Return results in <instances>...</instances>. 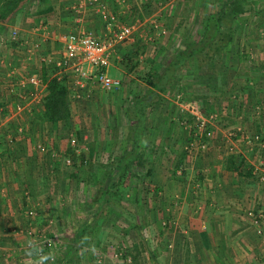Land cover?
I'll return each mask as SVG.
<instances>
[{
    "label": "rangeland",
    "instance_id": "374dc122",
    "mask_svg": "<svg viewBox=\"0 0 264 264\" xmlns=\"http://www.w3.org/2000/svg\"><path fill=\"white\" fill-rule=\"evenodd\" d=\"M223 1L138 0V4L131 0L124 3L119 1L120 10L128 12V16L119 21L136 23L140 46L147 48L149 56L153 54L151 56L155 59L152 60L164 66L176 51L184 48L185 41L199 39L205 19L216 12ZM247 2L250 9L235 19L233 43L228 51L215 56L217 60L213 57L217 64L211 67L212 70L206 67L207 62L199 63L197 59H189L176 70L175 79L169 81L165 91L158 93L149 86L150 93H157L152 95L153 100L144 108V121L147 119L148 123L154 125L151 132H144L149 146L142 150L143 157L151 159L150 163L131 165L129 172L110 178L107 173L110 171L111 174L115 166L114 161H109L112 158L110 156L130 146L128 136L123 138L120 148L105 151L102 158L106 162H102L101 166L97 159L88 155L90 149H84L86 153L81 149L79 137L71 132L74 130L70 129V119L58 122L60 126L51 127L48 126L50 121L37 114L38 122L47 131L45 142H49L51 136L54 142L50 155L53 160H56L54 156L58 154L63 159L60 162L62 165L56 162L53 164L59 171L54 175L53 168L49 180L57 188V193L48 195L47 201L46 195L38 196L35 200L52 204L50 209L35 214L37 221L30 220L18 227H0V264H41L40 258L44 255L50 258L43 261V264H176L174 252L177 238L181 240L186 236L193 237L196 232H210L211 228L214 232L219 229L220 235L224 234L225 227L205 225L209 219L200 215V211H203L201 206H210L214 201L200 193L202 183L196 178L201 172L198 171L200 166L195 167L191 163L192 155L198 157L202 151L187 152L185 149L193 134L199 132L187 104L195 103L202 115L209 120L210 131L213 128L223 130L230 124L245 123L248 119L244 113L250 114L252 130L244 129L239 137L247 146V158L241 169L264 176V0ZM139 33L143 34L140 36ZM226 55V59H229L227 66L220 59ZM130 64L127 62L124 69L129 68ZM44 65H47L45 68L49 78L53 75L55 66L53 63ZM201 65L204 67L200 68ZM131 69L133 70L132 67ZM143 70L136 69L134 76L143 78ZM208 74L214 75L209 78L210 83L205 81ZM109 75L119 79L122 77L121 74L114 73L112 67ZM124 85L115 90L120 91L125 88ZM249 86L257 91L252 93ZM109 91L114 94V91ZM124 91L121 90V114L128 126H131L135 116L129 115V112L134 107L135 99L129 95L131 93ZM68 98L71 109L73 100L72 97ZM242 120L244 122L241 123ZM155 123L163 124L166 130L155 131ZM234 130L221 136L237 143L235 141L238 134ZM128 133L132 134L125 131V135ZM252 134L262 136L261 142L248 143L245 136ZM7 136L13 138V141L16 138L10 133ZM72 138L75 139L73 144ZM211 138L209 135L206 137L207 148L204 152L208 150ZM61 140L64 141L61 143ZM60 143L62 145L59 147ZM233 152L238 154L235 150ZM239 153L238 158L241 156V152ZM68 157L71 159L69 164L65 162ZM97 157L98 155L95 156ZM155 165L158 169H155L154 175L152 171L146 172ZM161 166L164 171H160ZM66 167H70L72 172L65 173ZM131 167L136 170L134 173L137 176L130 175ZM100 168L105 172L103 178L96 173ZM64 177L67 181H64ZM254 179L252 182L255 185L264 186V179L261 180L258 176ZM244 181L251 183L245 179ZM109 183L116 185L111 189L108 188ZM181 189L183 194L180 193ZM28 197L25 201L32 202L30 199L28 201ZM96 211V218L89 220L90 214ZM44 213L47 216H43ZM249 217L255 225L252 223L256 236L264 237L262 227L255 223V220L260 223L264 219V211ZM196 220L200 231L194 225Z\"/></svg>",
    "mask_w": 264,
    "mask_h": 264
},
{
    "label": "crops",
    "instance_id": "0c3cea01",
    "mask_svg": "<svg viewBox=\"0 0 264 264\" xmlns=\"http://www.w3.org/2000/svg\"><path fill=\"white\" fill-rule=\"evenodd\" d=\"M100 1L104 2L108 11L115 13L119 20L128 16L127 10H120L118 0ZM131 1L139 3L138 0ZM13 30L17 31L16 39L11 36ZM79 31L90 32L95 36H102L107 31L105 21L96 6L90 5L88 0H21L18 7L8 15L6 20L0 21V108H3V111H0V141L2 142H0V227L25 225L30 220L32 222L36 220L38 212L51 208V203H45L44 200L35 202V200L38 199V196L46 195L45 200L47 201L48 195L57 193V188L49 180L53 168H55L54 175L58 170V167L53 164L55 162L60 164L63 161L60 154L54 156L57 161L53 160L50 155L51 145L54 143L52 136L49 142H45L47 131L43 130L37 119V114L42 115L44 111L42 100L46 93L45 81L44 88L38 91L35 102L25 103L22 111L16 113L13 111V104L17 101V96L9 92L8 86L11 80L15 81L30 74H36L43 79V72L47 65L40 61L39 55L46 53L54 60L61 59L59 57L64 54V37L70 32ZM137 33L135 30L130 40L116 44L117 47L115 46L113 49L108 73L112 67L114 73L121 74V85L125 84V88L120 91H116L119 88L114 89L112 90L114 94H111V91H105L98 83L89 78H84L83 87H79L74 83L76 74L71 69L61 72V75L66 77L69 97H72L71 100H73V106L70 109L71 118L69 117L70 129L74 130L71 132L76 134L77 138L79 137L80 147L83 151L90 149L91 155L90 153L88 155L97 159L102 166V162H106L102 158L105 151L120 148L121 141L125 136H128L130 146L122 151H116L113 156H110L112 160L109 159V161H114L115 166L111 170V174L110 171L107 174L113 179L115 176L120 177L123 173L129 172L131 165L151 162V159L143 157L142 150L149 146L144 132H151L154 129L153 123H148L147 119L144 121L146 116L144 108L152 101L154 93H150V87L141 77L134 76V71L138 68L144 69L143 75H145L149 71L150 62L155 57L151 56L153 54L149 56L147 48L140 46L141 42H138L140 38L136 35ZM142 34L139 33L140 36ZM35 44H39L40 47L35 49ZM118 50L119 53H117ZM120 51L123 55L120 54ZM214 58L205 64L211 70L217 64V58H215L216 60ZM226 58L227 55L220 57L227 66L229 59ZM127 62L131 64L125 70L124 65ZM199 67L203 68L204 66ZM84 68L89 72L93 71V68L88 64H84ZM58 73L55 66L53 75ZM210 77H214V75L208 74V78L205 80L207 83L208 81L210 83ZM249 87H251L252 93L259 89L256 85L257 89ZM210 89L212 88L210 87ZM121 90L131 93L129 95L135 99L134 107L129 112V115L135 116V121L131 126H128L127 121L122 118ZM24 92L22 90V93ZM252 93L251 98L254 96ZM75 94H78L79 98H76ZM259 96L261 95H257V97ZM244 115L247 116L249 123L248 121L242 123L244 122L242 120V124H230L229 127L223 129L224 131L221 128L216 130L213 128L209 136L212 138L209 140L208 150L200 152L198 157L195 154L192 155L191 163L195 167L196 165L200 166L198 171H201L196 175V178L202 183L199 191L203 197L214 201L213 204L210 203L211 207L209 205L201 206L203 211H200V215H203L204 219L208 217L209 221L205 222V225L214 224L217 227H225L224 234H218L219 229L214 232L213 228L210 229V232L208 230L202 232L199 230L200 226L198 227L199 224L196 220L194 225L200 232H196L193 237L186 236L181 240L179 238L175 240L174 258L177 260L176 264H264V237L256 236L253 228L254 223L249 217L252 214L258 215L259 211H264V186L261 188L252 182L255 180L254 178H257L255 172L253 174L251 172V175L248 176L242 169L238 173L227 168V158L230 154H235L234 150L238 152L236 155H240L239 152H241L240 158L242 157L244 160L247 158L245 156L247 146L239 137L240 132L244 129L252 130V121L250 114L244 113ZM48 124L51 127L52 125L60 126L58 122ZM155 126V131L165 129L163 124L155 123ZM19 127L23 132L17 134L16 128ZM228 129L232 131L235 129V134H238L237 141H235L237 143L228 141L221 136V134L225 136L226 133L232 132ZM125 131L132 132V134L125 135ZM8 133L12 137L16 136L11 143L3 140L7 138ZM63 141L61 140V143ZM61 143L59 147L62 145ZM230 145L231 149H229ZM96 155H98L97 158H95ZM105 165L108 166V164ZM155 169H158L157 165L146 172L151 173L152 171V175H154ZM67 171L72 172L70 167L65 168V173ZM135 171L131 167L130 175L137 176ZM160 171H164L163 166ZM96 173L102 178L105 174L102 168L98 169ZM65 179L64 177V181H67ZM244 179L251 183H246ZM63 184L66 188V182ZM115 185L116 183H109L108 188L112 189ZM103 193L104 191H102V195ZM180 193L183 194L182 189ZM26 195L30 196L28 201L30 199L32 202L25 201ZM50 199L51 197H49ZM200 202L202 201L200 200ZM192 208L194 209L195 206ZM210 209H212L211 213ZM43 216H47V213H44ZM96 216L97 211L92 212L88 219H95ZM258 224L264 231V219ZM5 234L7 233L5 232Z\"/></svg>",
    "mask_w": 264,
    "mask_h": 264
},
{
    "label": "built area",
    "instance_id": "2783aa9c",
    "mask_svg": "<svg viewBox=\"0 0 264 264\" xmlns=\"http://www.w3.org/2000/svg\"><path fill=\"white\" fill-rule=\"evenodd\" d=\"M119 1L124 3L127 0ZM88 2L90 5L96 6L100 16L105 21L107 31L102 36H95L90 32H70L64 37V54L61 59L54 60L52 56L46 53L40 54L39 59L44 64L54 63L59 72L57 76H64L61 75V72L71 69L76 74L74 83L79 87H83L84 78H89L106 90L118 89L121 87V80L113 78L108 73V68L112 62L113 49L116 44L124 43L133 37L136 23H121L117 15L108 11L106 4L100 0H88ZM11 36L16 39L17 31L13 30ZM39 47V44L34 45L35 49ZM84 64H88L93 68V71L89 72L86 70ZM41 88H44V80L36 74L22 76L15 81L11 80L8 90L11 94L17 96V101L13 104V111L15 113L20 112L24 108L25 103L29 101L35 102L38 91ZM22 90L25 92L22 93ZM75 96L79 98L78 94H75ZM187 105L189 106L187 109H189L191 117L196 122L199 132L193 134V138L189 140L185 149L187 152L204 151L207 148L206 137L210 136L211 133L209 120L202 115L194 102ZM0 111H3V108H0ZM16 131L19 134L23 132L21 127L16 128ZM261 137L259 134L245 136L248 143L261 142ZM5 140L8 143L13 142V138L10 136H7ZM74 142L75 139L72 138L71 143L73 144ZM70 160L68 157L65 162L69 164ZM257 176L261 180L264 179L261 174ZM255 223L258 224L259 220H255Z\"/></svg>",
    "mask_w": 264,
    "mask_h": 264
},
{
    "label": "trees",
    "instance_id": "16d2710c",
    "mask_svg": "<svg viewBox=\"0 0 264 264\" xmlns=\"http://www.w3.org/2000/svg\"><path fill=\"white\" fill-rule=\"evenodd\" d=\"M20 1L0 0L1 22L18 7ZM247 3V0H224L221 7L205 19L198 40L185 41L184 48L176 51L164 66L155 60L150 62L149 71L142 78L144 82L161 93L168 88L169 81L175 79L176 70L184 66L189 59L194 58L199 63H206L217 54L228 51L234 40L235 19L250 9ZM43 79L46 84V93L42 100L43 118L52 123L67 121L71 112L66 77L52 75L47 78L45 68ZM153 93L157 95L156 92ZM238 157L239 155L230 154L227 158V168L240 173V167L244 166L245 160ZM245 174L250 176L251 170H246Z\"/></svg>",
    "mask_w": 264,
    "mask_h": 264
},
{
    "label": "clouds",
    "instance_id": "9594fccd",
    "mask_svg": "<svg viewBox=\"0 0 264 264\" xmlns=\"http://www.w3.org/2000/svg\"><path fill=\"white\" fill-rule=\"evenodd\" d=\"M50 257L49 256H47V255H44V256H41V264H43V261H46V260H48Z\"/></svg>",
    "mask_w": 264,
    "mask_h": 264
}]
</instances>
